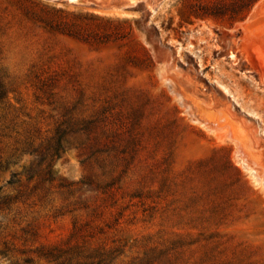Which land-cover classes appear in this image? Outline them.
Masks as SVG:
<instances>
[{
    "label": "rangeland",
    "instance_id": "374dc122",
    "mask_svg": "<svg viewBox=\"0 0 264 264\" xmlns=\"http://www.w3.org/2000/svg\"><path fill=\"white\" fill-rule=\"evenodd\" d=\"M257 1L0 0V264H264Z\"/></svg>",
    "mask_w": 264,
    "mask_h": 264
},
{
    "label": "bare ground",
    "instance_id": "6f19581e",
    "mask_svg": "<svg viewBox=\"0 0 264 264\" xmlns=\"http://www.w3.org/2000/svg\"><path fill=\"white\" fill-rule=\"evenodd\" d=\"M258 7H259V9L256 10V8H258ZM245 19H246L245 21L240 23L241 34L238 37L240 44L237 42L239 45L236 46V49L238 47L239 52H241V54L243 56H245L246 59L251 61V54L252 53H255L257 56H259L258 59L260 57L264 56V0H258L255 4V8H253V10L249 12L247 18H245ZM252 67H254V65ZM169 80H172V79H169ZM186 85H187V82H186ZM173 88H174L176 94L182 100L183 104L186 105V107L188 108V110L192 114L193 119H195L196 122H198L200 125H202L203 128H206V130H210L214 134V136H216L219 140H224L226 136H227L226 139H228V137H229V139H231L234 142V144L237 146V151L239 152L241 159L245 163L247 168H249L250 170H253L256 174H258L259 177H261V175L263 174L262 171L260 170L261 167L255 166V164L253 163V161H254L253 157L255 155L253 156V153L249 149V147L254 145V144L249 146L248 143H245L246 145H243V143H242L243 140L241 141V138H240L242 136L238 135L239 137L238 136L236 137V135L232 131L233 130L232 129V125H233L232 119L233 118H231L230 113L224 109L225 107L223 109H221V108H217L216 106L215 107L213 106L214 107V109H213L210 107L211 103H208V104H210L208 106L206 104H202L201 102H199L195 98L189 97V95H186V91H185V89L188 88L187 86H186V88L181 87L180 85L176 84V82H174ZM189 89H187V90H189ZM193 96H194V94H193ZM195 97H198V95ZM201 101H202V99H201ZM214 105H215V103H214ZM218 107H221V106H218ZM215 108H217V109H215ZM235 129H236V127L234 128V130ZM242 130H243V128H242ZM242 130L240 127H237V131H239L240 133ZM251 134H252V132H251ZM242 138H244V137H242ZM260 144H262V143H260ZM254 149H255V147H254ZM259 164L260 163H258V165ZM259 166H261V165H259Z\"/></svg>",
    "mask_w": 264,
    "mask_h": 264
},
{
    "label": "water",
    "instance_id": "95a60500",
    "mask_svg": "<svg viewBox=\"0 0 264 264\" xmlns=\"http://www.w3.org/2000/svg\"><path fill=\"white\" fill-rule=\"evenodd\" d=\"M253 8H255V5L252 7V10H253ZM258 9H259V7H258V8H256V10H258ZM252 10H251V11H252ZM245 20H246V19H245ZM245 20H244V21H245Z\"/></svg>",
    "mask_w": 264,
    "mask_h": 264
}]
</instances>
